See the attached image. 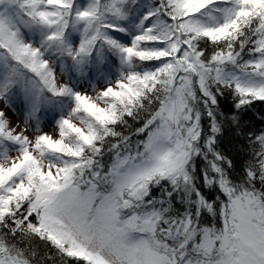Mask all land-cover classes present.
<instances>
[{
  "label": "snow or ice",
  "instance_id": "6c2138e0",
  "mask_svg": "<svg viewBox=\"0 0 264 264\" xmlns=\"http://www.w3.org/2000/svg\"><path fill=\"white\" fill-rule=\"evenodd\" d=\"M0 264H264V0H0Z\"/></svg>",
  "mask_w": 264,
  "mask_h": 264
},
{
  "label": "rangeland",
  "instance_id": "374dc122",
  "mask_svg": "<svg viewBox=\"0 0 264 264\" xmlns=\"http://www.w3.org/2000/svg\"><path fill=\"white\" fill-rule=\"evenodd\" d=\"M10 115V117H11V114H9ZM12 119L15 121V118L14 117H12Z\"/></svg>",
  "mask_w": 264,
  "mask_h": 264
}]
</instances>
